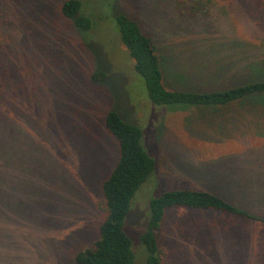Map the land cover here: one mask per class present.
I'll list each match as a JSON object with an SVG mask.
<instances>
[{"label":"rangeland","instance_id":"374dc122","mask_svg":"<svg viewBox=\"0 0 264 264\" xmlns=\"http://www.w3.org/2000/svg\"><path fill=\"white\" fill-rule=\"evenodd\" d=\"M63 1L0 0V60H9L0 98L16 115L2 140L16 158L0 175V264H76L75 254L98 238L107 214L102 183L119 157L105 125L109 110L143 129L156 159L126 218L132 246L140 245L151 199L167 190L216 192L264 218V97L250 100L252 108L155 104L113 25L81 31L61 13ZM93 3L103 14L101 0ZM117 7L164 52L170 88H225L242 80L250 58L264 57L261 5L252 17L238 7L236 17L204 19L179 17L169 0ZM204 35L209 49L195 47ZM158 239L165 264H264L258 219L174 206Z\"/></svg>","mask_w":264,"mask_h":264},{"label":"trees","instance_id":"16d2710c","mask_svg":"<svg viewBox=\"0 0 264 264\" xmlns=\"http://www.w3.org/2000/svg\"><path fill=\"white\" fill-rule=\"evenodd\" d=\"M129 1L132 2V0ZM169 1L174 4L179 17L188 16L196 19L212 17V14L236 17L235 8L238 7L243 9L244 13H240L241 16L245 13L252 14L250 17L256 15V9L260 5L263 6L262 11L264 10V0ZM117 2L118 0H101L100 10L103 14H100L93 8V0H64L61 13L81 31H99L100 27H105L107 24L113 25L119 33L120 40L128 49L130 57L134 60L135 70L145 82L150 100L155 104L180 103L187 104L188 107L209 106L220 109L232 106L235 108L240 102L249 101L252 108V100L256 101L257 97H264L263 56L250 58L249 63L246 62L248 66L241 70L242 80L225 88L197 90L168 87L165 81L164 52L159 49L153 36L144 31L141 23L133 15L117 7ZM261 14L264 17V11ZM203 37L205 38L203 42L193 45L209 49L205 44L207 38L205 35ZM2 43L3 40L0 41V46ZM6 62L5 59L0 60V97L3 96L5 85L9 81L8 73L4 71ZM235 66L237 65L234 63L233 67ZM104 77L102 72L94 74L95 79ZM194 77L199 78V75ZM261 105H264V102ZM2 107L3 102L0 98V163L2 164L0 175L3 176L7 171L6 167L11 166V162L16 158L15 149L2 141L6 134L13 133L15 126L12 120L16 115L14 110L5 113ZM6 122L8 123L5 124ZM105 125L119 143V157L102 183L103 207L107 214L99 227V236L90 246L80 249L75 254L76 264H165L167 254L159 244L158 230L166 210L174 206L221 211L264 222L263 217H257L216 192L186 188L167 190L151 199L147 226L144 231L142 227H139L142 231H138L140 245L132 246L133 240L129 232L134 225L127 223L126 218L136 192L154 174L156 159L147 151L143 140V129L139 125L126 121L114 110L106 113ZM259 191H257L258 195Z\"/></svg>","mask_w":264,"mask_h":264}]
</instances>
